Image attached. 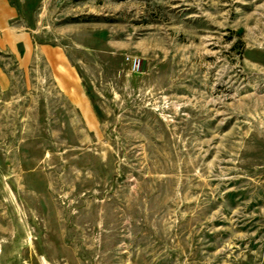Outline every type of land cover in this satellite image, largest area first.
<instances>
[{
  "label": "rangeland",
  "instance_id": "obj_1",
  "mask_svg": "<svg viewBox=\"0 0 264 264\" xmlns=\"http://www.w3.org/2000/svg\"><path fill=\"white\" fill-rule=\"evenodd\" d=\"M18 9L0 264H264V0Z\"/></svg>",
  "mask_w": 264,
  "mask_h": 264
},
{
  "label": "crops",
  "instance_id": "obj_2",
  "mask_svg": "<svg viewBox=\"0 0 264 264\" xmlns=\"http://www.w3.org/2000/svg\"><path fill=\"white\" fill-rule=\"evenodd\" d=\"M27 0H0V81L5 80L4 70L1 67L2 57L8 56L11 59L19 58L20 61L29 63L35 62L46 49V46L37 43L36 32L26 30L19 25V9L20 3ZM19 48L24 49L21 56ZM18 61V60H17ZM61 63V61L59 60Z\"/></svg>",
  "mask_w": 264,
  "mask_h": 264
},
{
  "label": "built area",
  "instance_id": "obj_3",
  "mask_svg": "<svg viewBox=\"0 0 264 264\" xmlns=\"http://www.w3.org/2000/svg\"><path fill=\"white\" fill-rule=\"evenodd\" d=\"M130 63H131V65H132V68H133V69H138L139 63H138L137 60H135V59H131V60H130Z\"/></svg>",
  "mask_w": 264,
  "mask_h": 264
},
{
  "label": "trees",
  "instance_id": "obj_4",
  "mask_svg": "<svg viewBox=\"0 0 264 264\" xmlns=\"http://www.w3.org/2000/svg\"><path fill=\"white\" fill-rule=\"evenodd\" d=\"M83 1H85V0H83Z\"/></svg>",
  "mask_w": 264,
  "mask_h": 264
}]
</instances>
